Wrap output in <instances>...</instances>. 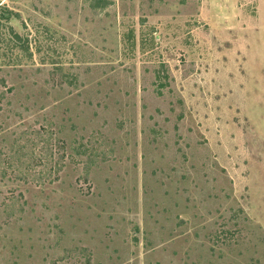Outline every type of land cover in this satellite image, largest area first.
Returning <instances> with one entry per match:
<instances>
[{
    "label": "rangeland",
    "instance_id": "obj_1",
    "mask_svg": "<svg viewBox=\"0 0 264 264\" xmlns=\"http://www.w3.org/2000/svg\"><path fill=\"white\" fill-rule=\"evenodd\" d=\"M0 264H264V0H0Z\"/></svg>",
    "mask_w": 264,
    "mask_h": 264
}]
</instances>
